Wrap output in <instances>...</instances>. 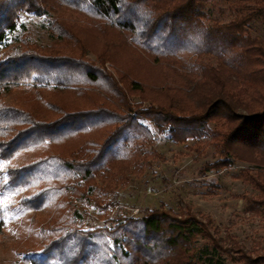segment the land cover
<instances>
[{
    "label": "trees",
    "instance_id": "16d2710c",
    "mask_svg": "<svg viewBox=\"0 0 264 264\" xmlns=\"http://www.w3.org/2000/svg\"><path fill=\"white\" fill-rule=\"evenodd\" d=\"M228 2L0 0V110L17 115L1 135L0 193L18 198L0 202V238L13 208L35 236L12 264H264L182 202L108 217L155 131L198 156L209 145L203 177L246 164L258 192L247 211L264 212V39L252 31L264 0ZM22 13L46 17L54 43L31 38ZM91 206L108 225L88 226Z\"/></svg>",
    "mask_w": 264,
    "mask_h": 264
},
{
    "label": "rangeland",
    "instance_id": "374dc122",
    "mask_svg": "<svg viewBox=\"0 0 264 264\" xmlns=\"http://www.w3.org/2000/svg\"><path fill=\"white\" fill-rule=\"evenodd\" d=\"M231 2L219 0V6L227 8ZM211 16L222 21H230L232 15L226 13L220 17L217 11ZM18 24L30 30L31 38L40 45L50 46L54 38L48 32L46 17H37L22 13ZM254 34L264 39V22L252 28ZM109 65V64H107ZM139 100H136L138 102ZM17 115L0 110V140L3 131L14 124ZM152 145L145 151L147 162L134 169L128 184L117 188V206L112 209L110 218L143 216L151 209H170L178 211L181 202L192 207L201 218L212 220V230L221 238L226 248L237 242L247 249L264 252V212L258 215L247 211V198L257 196L258 192L242 175L246 164L237 162L234 166L219 173L208 172L205 177L199 174L206 162H214L212 148L204 144L200 156L187 145H176L165 135L157 133ZM4 164L0 169H5ZM15 194L0 193V202L8 205L15 201ZM101 211L91 206L88 214V226L108 225ZM30 212L13 208L6 217L4 233L0 238V264H12L19 260L28 249L34 248L35 236L29 230L27 222ZM257 253H253L255 256ZM33 259L42 260L37 252L27 254ZM226 264H240L229 258Z\"/></svg>",
    "mask_w": 264,
    "mask_h": 264
}]
</instances>
